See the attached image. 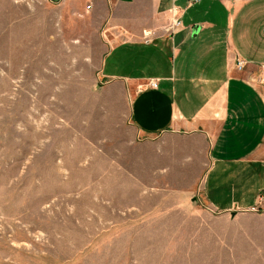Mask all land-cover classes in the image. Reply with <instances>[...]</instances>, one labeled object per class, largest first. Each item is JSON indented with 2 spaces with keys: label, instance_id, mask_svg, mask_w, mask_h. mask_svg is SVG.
<instances>
[{
  "label": "rangeland",
  "instance_id": "obj_1",
  "mask_svg": "<svg viewBox=\"0 0 264 264\" xmlns=\"http://www.w3.org/2000/svg\"><path fill=\"white\" fill-rule=\"evenodd\" d=\"M88 2L0 0V264H264L237 231L264 214L198 201L204 144L139 139L103 87L113 35Z\"/></svg>",
  "mask_w": 264,
  "mask_h": 264
},
{
  "label": "crops",
  "instance_id": "obj_2",
  "mask_svg": "<svg viewBox=\"0 0 264 264\" xmlns=\"http://www.w3.org/2000/svg\"><path fill=\"white\" fill-rule=\"evenodd\" d=\"M105 1L113 41L99 75L128 98L137 137L198 138L207 152L200 204L227 220L264 214V0ZM173 3L182 26L170 35L159 27ZM149 78L157 87L142 85ZM237 231L253 232L247 247L261 245L264 260V223Z\"/></svg>",
  "mask_w": 264,
  "mask_h": 264
},
{
  "label": "built area",
  "instance_id": "obj_3",
  "mask_svg": "<svg viewBox=\"0 0 264 264\" xmlns=\"http://www.w3.org/2000/svg\"><path fill=\"white\" fill-rule=\"evenodd\" d=\"M182 9L176 3H173L170 7L167 8L166 21L159 27L162 32L172 35L176 31H178L182 26ZM155 32L154 29L143 30V37L145 40H148L149 37ZM238 66L241 67L242 63L238 62ZM261 79H264V67L261 73ZM157 87L158 79L157 78H149L142 85Z\"/></svg>",
  "mask_w": 264,
  "mask_h": 264
}]
</instances>
